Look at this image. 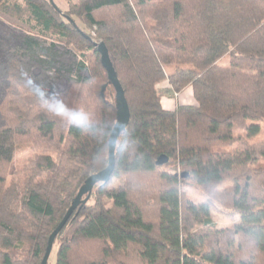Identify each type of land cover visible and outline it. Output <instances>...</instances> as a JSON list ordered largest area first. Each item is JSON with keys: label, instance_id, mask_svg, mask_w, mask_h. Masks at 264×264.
Listing matches in <instances>:
<instances>
[{"label": "trees", "instance_id": "1", "mask_svg": "<svg viewBox=\"0 0 264 264\" xmlns=\"http://www.w3.org/2000/svg\"><path fill=\"white\" fill-rule=\"evenodd\" d=\"M0 11L31 27L0 57V264H41L80 187L108 166L117 109L99 41L130 122L110 181L57 235L55 264H264V0H77L67 11L50 0H0ZM25 70L89 111L94 131L45 112ZM163 81L174 92L190 86L197 104L165 109ZM21 143L35 155L8 182ZM162 154L173 171L157 164ZM184 172L205 201L185 196ZM214 210L239 221L219 227Z\"/></svg>", "mask_w": 264, "mask_h": 264}, {"label": "rangeland", "instance_id": "2", "mask_svg": "<svg viewBox=\"0 0 264 264\" xmlns=\"http://www.w3.org/2000/svg\"><path fill=\"white\" fill-rule=\"evenodd\" d=\"M14 1V0H10ZM22 1V0H19ZM54 3L63 11H67L70 8V3L71 2H76L77 0H53ZM77 22L79 25H83L81 20L77 19ZM31 31V27L23 22L22 20L18 19L17 17L8 15L2 11H0V57H4L6 52L8 51H14L20 44L21 40L24 35H26L27 32ZM93 35L95 33L93 32ZM50 40L47 41L49 43ZM72 51L76 52L75 49L71 48ZM77 55H79L78 52H76ZM91 53V51H90ZM80 55L78 57V60H80ZM222 66H228L229 65V57L225 56L223 57L220 62ZM51 73H53L56 77L57 83L56 86L59 89H65L67 86V81L65 77H58L56 69L50 70ZM87 73H83L82 75H86ZM165 81L159 83L157 85V88L160 90L162 93V96H164V90L163 88L165 86ZM168 85L166 86L169 88L174 94H177L178 92H174L171 85L169 84L168 81H166ZM195 104H197L196 99H195ZM259 124L261 125L263 131H264V120L260 121ZM258 136V139L264 138V132ZM233 147H221V148H215V151H229ZM38 153H44V151H39ZM35 155V152L30 148L29 143H21L18 145V152L9 166V171H8V182L11 181V177L13 173L18 172L22 167L26 165V163L30 160V158ZM169 163H166L163 165L162 169H166L168 171H173V166L174 162L172 159H169ZM178 172H180V169H178ZM181 182L182 185V190L185 196L195 202V203H200L206 200V196L204 195L203 189L198 186L195 182L192 180H188L187 178H184ZM212 216L214 221L219 227H226L232 225L234 222L239 221V217H229L228 215H225L222 212H219L217 210H214L212 212ZM56 251H57V245L54 247L53 252L50 257V262L49 264H55L56 260Z\"/></svg>", "mask_w": 264, "mask_h": 264}, {"label": "water", "instance_id": "3", "mask_svg": "<svg viewBox=\"0 0 264 264\" xmlns=\"http://www.w3.org/2000/svg\"><path fill=\"white\" fill-rule=\"evenodd\" d=\"M52 4L56 7L57 5L54 3L53 0H50ZM68 20L72 23V19L68 18ZM95 45L97 47L98 52L101 55V62L103 67L106 69L107 74H108V79H109V84H111L114 88L115 91V105L117 109V119L116 123L112 129L110 139H109V145H108V156H109V162L108 166L95 174L90 175L84 184L80 187L78 193L76 194L75 198L72 201V204L68 211L66 212L64 218L62 221L59 223V225L56 227V229L51 233L49 240H48V245L47 249L45 252V255L42 259L41 264H48L53 245L55 242V239L57 235L60 233V231L63 229V227L66 225L70 217L73 215L76 209L81 207V205L85 204L88 202V200L91 197V194L93 192V189L98 183H108L110 181L111 175L114 171L115 167V151L117 147V143L115 146L113 145V141H118L121 133V129L124 131L127 129L129 122H130V108L128 101L125 96V91L123 89V86L118 78V75L116 73L114 64L112 62V58L110 55V52L106 46V44L103 41L95 42ZM108 85H104L101 91L102 96L104 97L105 91ZM119 125V127H117ZM169 161V157L165 154H162L158 157L157 159V164L158 165H164ZM184 178H187L189 174L187 172L182 173L181 175Z\"/></svg>", "mask_w": 264, "mask_h": 264}, {"label": "clouds", "instance_id": "4", "mask_svg": "<svg viewBox=\"0 0 264 264\" xmlns=\"http://www.w3.org/2000/svg\"><path fill=\"white\" fill-rule=\"evenodd\" d=\"M26 72V87L30 94L34 95L40 107L50 116L63 121L71 128L78 129L81 133L94 131L95 123L92 114L83 108L69 107L58 95V90L44 79L32 72ZM119 127V125H117ZM121 135L124 130L121 129ZM118 141H113V145Z\"/></svg>", "mask_w": 264, "mask_h": 264}, {"label": "crops", "instance_id": "5", "mask_svg": "<svg viewBox=\"0 0 264 264\" xmlns=\"http://www.w3.org/2000/svg\"><path fill=\"white\" fill-rule=\"evenodd\" d=\"M164 96H161V102L165 109L167 110H175L179 105H192L195 104V97L193 94L192 88L189 86L184 90L174 94L169 88L166 86L168 83L165 81Z\"/></svg>", "mask_w": 264, "mask_h": 264}]
</instances>
